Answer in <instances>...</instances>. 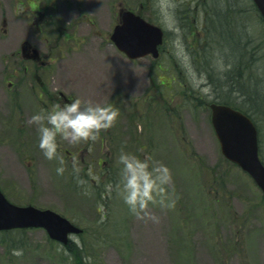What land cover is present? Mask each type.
<instances>
[{
  "label": "rangeland",
  "instance_id": "1",
  "mask_svg": "<svg viewBox=\"0 0 264 264\" xmlns=\"http://www.w3.org/2000/svg\"><path fill=\"white\" fill-rule=\"evenodd\" d=\"M44 1L30 0L42 16L35 10L21 28L0 0V189L82 228L72 247L83 260L28 229L0 233V264H264V196L223 156L208 106L194 100L228 99L250 113L264 160V23L252 1L53 0L52 13ZM127 9L165 31L156 61H131L112 44ZM25 44L39 60L25 59ZM76 97L118 117L96 140L58 134L57 173L30 118ZM121 152L171 169L166 200L175 203H150L158 220L123 201Z\"/></svg>",
  "mask_w": 264,
  "mask_h": 264
},
{
  "label": "water",
  "instance_id": "2",
  "mask_svg": "<svg viewBox=\"0 0 264 264\" xmlns=\"http://www.w3.org/2000/svg\"><path fill=\"white\" fill-rule=\"evenodd\" d=\"M264 20V0H253ZM164 32L141 16L123 11L114 27L111 41L129 59L159 56ZM211 122L221 152L254 180L264 194V164L259 158L258 131L245 114L225 105L211 104ZM43 228L52 240L67 245L69 235L82 229L52 210L33 206L20 207L10 203L0 190V231Z\"/></svg>",
  "mask_w": 264,
  "mask_h": 264
},
{
  "label": "clouds",
  "instance_id": "3",
  "mask_svg": "<svg viewBox=\"0 0 264 264\" xmlns=\"http://www.w3.org/2000/svg\"><path fill=\"white\" fill-rule=\"evenodd\" d=\"M118 117V110L110 104L83 101L80 97L57 104L51 111L34 113L30 120L37 122L39 148L49 160L58 159L57 173H63V157L58 152V134L72 143L80 140H96L101 129L110 128ZM43 121H47L44 123ZM122 163L120 195L129 209L137 216L158 220L149 211L150 203L159 198L161 205L172 207L174 200H166L167 188L172 180L168 165L141 159L137 155L121 152ZM17 255L20 250H14Z\"/></svg>",
  "mask_w": 264,
  "mask_h": 264
},
{
  "label": "flooded vegetation",
  "instance_id": "4",
  "mask_svg": "<svg viewBox=\"0 0 264 264\" xmlns=\"http://www.w3.org/2000/svg\"><path fill=\"white\" fill-rule=\"evenodd\" d=\"M6 3V6H3V9L1 10V14L7 16V10H9L14 18L15 21H17L18 24H21V28L24 27V25H28L27 19L30 18V14H32L33 17H38V15L35 13V10L37 11L38 14H41L42 16V11L40 8L37 6L35 2L32 4L30 3V0H2ZM252 5L254 6L253 0ZM44 3L45 8H50L51 10L48 11L49 13H52V9H55L56 7L54 6L53 0H48V2L45 0ZM1 5V4H0ZM9 5V6H8ZM18 14L17 16L15 14ZM2 15V16H3ZM20 22V23H19ZM58 33H60L58 31ZM63 33L62 36V41L67 42L71 40V34H68L66 32H61ZM22 54L25 57V59L30 60L29 58L34 56L33 49L32 47L28 45H22ZM39 60V59H38ZM65 101H69V98H64Z\"/></svg>",
  "mask_w": 264,
  "mask_h": 264
},
{
  "label": "trees",
  "instance_id": "5",
  "mask_svg": "<svg viewBox=\"0 0 264 264\" xmlns=\"http://www.w3.org/2000/svg\"><path fill=\"white\" fill-rule=\"evenodd\" d=\"M174 76H175V75H174ZM175 90H176V89H175ZM176 91H178V90H176ZM227 96H228V95H227ZM194 100H197V101L199 102L198 105H200V106H202V103H203L204 106H205V105L208 106V104L211 103V102H203V101L199 98V96H197L196 98H194ZM212 102H216V101H212ZM220 102H223L224 104H230V105H232L234 108H236L237 110H239V111H241V112L247 114L250 118H252V119L254 120V117H253L250 113H248L247 111H245L243 108L239 107L238 105H234V104H232L228 99H223V100L220 101ZM259 143H260V140H259ZM260 156H261V158H262V160H263V154H262V152H261V147H260ZM263 162H264V160H263ZM72 243H73V241L70 242L69 246L66 247V249L71 253V256L73 257L74 260H78V262L81 263V261L83 260V259H82V253H83V252H82V249H81L79 246H77V245H75L74 247H72ZM82 264H83V263H82Z\"/></svg>",
  "mask_w": 264,
  "mask_h": 264
},
{
  "label": "bare ground",
  "instance_id": "6",
  "mask_svg": "<svg viewBox=\"0 0 264 264\" xmlns=\"http://www.w3.org/2000/svg\"><path fill=\"white\" fill-rule=\"evenodd\" d=\"M252 46H253V44H252ZM245 48V47H244ZM243 54V53H242ZM244 54H247V53H244ZM244 56V55H243ZM245 61H247L246 59H245ZM246 64V63H245Z\"/></svg>",
  "mask_w": 264,
  "mask_h": 264
}]
</instances>
